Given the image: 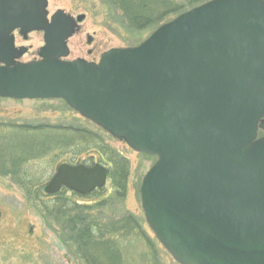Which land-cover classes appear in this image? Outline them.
Returning a JSON list of instances; mask_svg holds the SVG:
<instances>
[{
    "label": "water",
    "instance_id": "1",
    "mask_svg": "<svg viewBox=\"0 0 264 264\" xmlns=\"http://www.w3.org/2000/svg\"><path fill=\"white\" fill-rule=\"evenodd\" d=\"M48 7L0 0V98L63 100L156 156L142 208L179 264H264V0H209L99 62L67 60L86 16ZM15 31L44 33L39 60L20 61ZM107 179L101 164H62L44 191L87 195Z\"/></svg>",
    "mask_w": 264,
    "mask_h": 264
},
{
    "label": "rangeland",
    "instance_id": "2",
    "mask_svg": "<svg viewBox=\"0 0 264 264\" xmlns=\"http://www.w3.org/2000/svg\"><path fill=\"white\" fill-rule=\"evenodd\" d=\"M48 2L50 15L64 10L73 17L86 16L85 21L81 23V30L69 40L71 55L68 60L83 58L98 62L104 52L137 46L155 30L143 27L138 31H128L112 24L110 17L113 14L103 0ZM173 18L171 16L169 21ZM18 44L30 48L29 53L22 59L23 62L36 60L40 48L44 46L43 33H32L27 41L18 39ZM0 132L10 134L7 135L10 139L3 141L0 138V150L4 143L60 145L55 140L63 141L62 145L71 143V146L65 149L67 153L62 151L63 155L59 160H54L55 154L61 152L56 151L28 164L29 174L31 179H34L32 192L17 184L11 176L0 174V264H87L71 239L70 231L64 228L63 224H58L54 217L48 216L44 204L52 205L55 200L54 196H44V187L56 174L59 165L71 160L72 155L68 152L76 144L79 145L75 147V151L91 145L104 149L108 144L127 159L126 162L123 160L127 171L125 199L119 200L113 190L111 168L99 161L96 152H78L81 153L79 163L88 166L101 163L108 169L105 187L97 190L90 201H85L94 205L91 215L101 219L103 223L110 222L112 227H115V222L119 220L124 221L120 222L119 226L125 223L130 227L128 238L116 239L117 245L122 246V257L114 264H179L156 239L142 208L140 188L145 174L157 160L155 157L133 151L125 142L113 138L61 100L0 99ZM91 156L97 159L95 163L89 161ZM68 164L73 163L69 161ZM35 181L40 187H34ZM62 192L66 197L73 196L69 189H63ZM108 200L109 205L103 210L95 208L96 203ZM125 243L128 244V249L124 248Z\"/></svg>",
    "mask_w": 264,
    "mask_h": 264
},
{
    "label": "trees",
    "instance_id": "3",
    "mask_svg": "<svg viewBox=\"0 0 264 264\" xmlns=\"http://www.w3.org/2000/svg\"><path fill=\"white\" fill-rule=\"evenodd\" d=\"M207 1L103 0L104 4L108 6L113 14L110 17V22L128 31H138L139 28L143 27L145 29H156L162 23L169 21L171 16L175 17ZM183 3L185 5H182ZM88 132L92 133L91 131ZM82 133L85 132L82 131ZM7 135L0 132L1 140L10 139ZM60 141L55 140L60 145L52 143H17L11 145L12 143H4L3 148L0 150V174L3 176H11L17 184L32 192L34 179H31L27 168L28 164L56 151H61L58 155L55 154L54 156L55 161L59 160L63 155L61 154L62 151H65V149L71 146V143L62 145L61 143L64 142ZM78 145H73L71 147L72 149L68 152L72 155L71 160H69L70 163L79 164V155L81 154L78 153L79 151L83 153L96 152L99 155V161L111 168L115 197L119 200L125 199L127 178L125 162L127 159L124 158V155L121 152L113 150L108 144L104 146V149L98 145H91L80 147L75 151V147ZM96 160L94 156L89 158V161H93V163ZM43 186L41 185V187ZM34 187H40L37 181H35ZM95 193L96 191L88 195L73 193V196L66 197L64 192L61 191L53 197V200H55L52 205L44 203L46 205L45 209L48 216L54 217L58 224H63L64 228L70 231L69 235L71 239L77 245L79 252L87 264H114V262L122 257L120 252L122 251V246L117 245L116 239L124 240L128 238V230L130 227L125 225V223H121L122 225L119 226L118 224L120 222H124L122 220L115 222L117 225L112 227L110 222L106 224L101 219L94 218L91 215V212L94 210L92 206L94 205L85 201L92 198ZM77 197L83 200L80 201ZM109 201L98 202L95 204V208L99 207L100 210H103L109 205ZM124 248L128 249V244L125 243Z\"/></svg>",
    "mask_w": 264,
    "mask_h": 264
},
{
    "label": "flooded vegetation",
    "instance_id": "4",
    "mask_svg": "<svg viewBox=\"0 0 264 264\" xmlns=\"http://www.w3.org/2000/svg\"><path fill=\"white\" fill-rule=\"evenodd\" d=\"M18 39H23V37L19 34V32H15V44L17 47H20L21 45L18 44ZM29 38H27L28 40ZM24 41H27L26 39H23ZM30 51V48H29Z\"/></svg>",
    "mask_w": 264,
    "mask_h": 264
}]
</instances>
